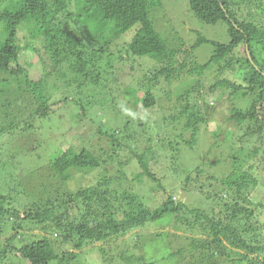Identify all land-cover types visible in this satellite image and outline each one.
Masks as SVG:
<instances>
[{
    "label": "trees",
    "instance_id": "16d2710c",
    "mask_svg": "<svg viewBox=\"0 0 264 264\" xmlns=\"http://www.w3.org/2000/svg\"><path fill=\"white\" fill-rule=\"evenodd\" d=\"M162 6L163 0H0V112L5 107L12 113L25 105L31 118L44 119L54 113L50 103L57 86L50 83L51 73L33 80L19 63L27 50L39 54V45L54 65L72 73L73 82L80 87L90 78H104L100 87L116 86L118 79L107 70L102 74V65L110 69L115 60L112 49L120 50L124 44L128 60L134 58L147 66L136 84L117 85L123 99L133 101L130 107L117 108L116 101L106 104L103 97L95 95L92 102L93 113L105 106L109 112L121 113L122 123L116 128L105 127L101 136L109 139L114 150L129 145L143 172L128 183L119 170L118 176L104 177L95 186L75 193L59 187L54 196L32 203L24 212L11 207L10 198L1 194L2 231L4 223L13 218L12 230L20 232L26 225L42 234L27 230L22 236L1 239L0 264L87 262L94 252L87 247L94 244L108 246L99 248L97 259L102 264H264V226L256 221L258 211H264V149L227 148L237 145L232 140L240 137L241 131L240 140L249 142L255 137L264 145V59L260 62L254 50L262 46L264 53V26H260L264 23V0H189V9L199 22L226 24L227 43L210 41L198 33L196 41L188 45L175 29L176 36L169 30L163 35L151 17ZM167 35L174 39L173 47ZM203 44H211L213 51L202 65L194 51ZM186 46L190 49L182 52ZM120 53L117 60L123 62ZM189 58L193 60L189 62ZM231 64L245 72L238 80L223 79L207 91L210 95L222 93L217 103L227 112L228 130L218 127L213 131L214 142L206 150L197 138L201 126L215 117L219 106L201 102L199 73L210 68L219 73ZM66 76L60 74L61 79ZM187 76L197 78L193 83ZM181 78L188 83L186 79L178 82L181 91H177L176 103L180 110L170 119L183 125L189 140L181 134L180 140L172 142L169 138L175 133L170 136L166 132L170 137L160 139L164 153L158 156L160 148L151 146L153 137L147 132L153 133L151 125L163 123L164 127L167 116L163 112L153 122L146 118L137 134L139 120L134 118L141 110L161 111L163 99L173 97V91L162 88ZM114 97L122 99L116 91ZM82 109L88 113L86 107ZM93 113L87 116L93 125H99V115ZM29 125L24 131L31 130ZM147 134L152 139L139 153ZM121 140L126 142L119 143ZM166 146L169 152L165 153ZM91 149L85 146L78 152L70 147L55 154L50 172L66 184L73 170L88 172L107 163L114 167L123 164L114 152L105 159ZM15 156L16 152L11 160ZM159 159L171 165L169 186L152 170ZM256 160L259 165L253 164ZM144 177L155 183L153 198L141 197L135 189L134 183ZM53 189L50 187V193ZM150 227L159 229L152 233ZM126 235L135 236L134 254L123 249L130 247L121 241ZM67 245L71 249L64 250ZM149 247L155 249L151 256L146 251Z\"/></svg>",
    "mask_w": 264,
    "mask_h": 264
},
{
    "label": "rangeland",
    "instance_id": "374dc122",
    "mask_svg": "<svg viewBox=\"0 0 264 264\" xmlns=\"http://www.w3.org/2000/svg\"><path fill=\"white\" fill-rule=\"evenodd\" d=\"M246 12L248 11L246 10ZM151 17L156 29L160 33L166 35V32L169 30V32L173 34V37L178 33L180 35L179 37H181L188 45L193 41H196L198 33L202 34L210 41L222 43H227L229 41L226 24L220 22L216 25H205L199 22L189 9V0H163V6L158 8L155 13H151ZM258 20L263 22L260 18H258ZM260 26H264V23L260 24ZM172 29H175L176 33L173 32ZM167 37L169 38L170 45L173 47L174 39L169 35H167ZM176 46L178 47L180 44L176 43ZM37 48L40 50L39 54L27 50L20 58L19 63L32 79H38L39 77L44 76L45 72L47 74L49 72L51 73V75L48 76V78L50 77V83L57 86L50 103L53 109L52 112L54 113L47 118L39 119L29 117L28 115L30 114V111L25 105L18 107L20 109L12 113L8 112L5 107L1 109L0 123L2 125L1 127L5 130H1L0 128V195H7V198H10V200H8L10 206L17 209L21 208L22 212H24L27 211L26 209L30 207L32 203L41 199H46L49 195L54 196L59 187L62 188V191L64 192L65 189H68L75 193L81 189H88L95 186V184L100 182L99 180H102L104 177L118 176L119 170L126 174V180L128 183L134 182L133 179L139 173L143 172L139 163L135 161V153L129 149V145L123 149H120L121 145H119L114 150L111 147L109 139L102 137L100 133L105 127H118L123 119L121 113L119 114L121 116H119L116 112H109L108 110H110V108L107 106H105L106 108L104 107V109L99 108L93 113L94 106L92 102L95 100V95L96 97H103L106 104L110 101H116V104L118 105L116 106L117 108L123 106L126 108L130 107L129 105L133 104V101L127 99L124 100V95L121 92L122 88L121 90H117V85H122L123 87L124 83L127 85L136 84L138 80L143 79L144 73H146V69L144 68H147V66L145 67L140 64V61L138 62V60L134 58H129L128 60L125 54L124 44L120 50L112 49L113 55L115 54V60L111 64L110 69L105 67L104 64L102 65V74L107 70L109 71L110 76L115 75L118 79V84L116 86H112V83H110L106 88L100 87L101 84L104 85V78L98 81H92L90 78L80 87L78 86L79 83L76 84L73 82L74 76L71 75L72 73L67 70V68H62L60 65H54L52 61L49 60V56L44 49L41 48L40 45L37 46ZM189 49L190 47L186 46V48L183 47L181 50L183 52ZM261 49L262 46H256L254 48L257 58H259L260 62H263L264 53ZM212 51L213 47L211 44H203L200 48L195 50L194 55L198 61L197 63L202 65L206 63L209 60ZM119 53L124 59L123 62L117 60V57L119 58ZM241 53L244 54L243 48L241 49ZM190 58L188 60L189 62L193 60ZM243 72H245L243 68H235L234 64H231L229 68L226 67L224 70H220V74L217 72L216 68H210L199 73L200 77L198 78V81L202 80L203 84L200 92L204 101L201 100V102L203 103L207 101L208 104L215 103L219 106L218 103L220 104L222 93L219 92V94L210 95L207 92L209 88L223 79L238 80ZM64 73H66L68 77L66 76L65 79H61ZM186 78H181L180 80L171 83V86L167 85L162 88V90L166 88L173 91V97L171 100L167 98L163 99L160 103L162 107L159 108L161 111H154L151 109L147 111V113L141 110L139 115L135 116L134 121L139 120V124L136 126V134L143 128L142 122H145L146 118L149 117L153 122L155 118L163 116V112L164 116H167L166 120H164L166 121L164 127L163 123L151 125V128L154 131L152 134L149 132L147 133L151 135L153 139L148 136V134L144 136L142 138L143 146L141 149H137L139 153H143V149H145L144 147H147V140L149 138L152 139L151 146L155 149L162 146L163 141L160 139L165 136L169 138L171 133H175L169 138L172 142L176 143L177 140H180L179 136L181 134L185 135V140H189L188 134L183 133L184 131H182L183 125L181 123L179 125V121L173 123L170 119L172 116L171 114L178 113L180 110L179 105L176 103V95H178L177 91H181L178 89V82L184 81ZM189 78H191V82H193L197 77ZM115 91L122 97L120 101L115 99ZM141 96L142 94H140V97ZM89 102H91L90 105ZM82 107H86V112L88 113L85 114ZM167 107L171 108L173 111L169 112ZM139 109H142V107L139 106ZM89 112L93 114L98 113L99 120L101 121L99 125H93L91 123V119L87 116L89 114L91 116V113ZM126 113L129 112L126 111ZM226 117L227 112H225L223 107L219 106L215 117H213L208 124L201 126L199 132L200 138L198 137L197 139L204 145L203 149L207 150L209 146L213 144L214 139L212 137V132H215L218 127H222L224 132L226 129L228 130ZM28 124H30L29 128H31V130L24 131L23 128ZM10 125H13V129L9 128ZM31 125H33V128ZM129 128H131V126H129ZM118 130L121 129L119 128ZM166 132L169 133L170 136L169 134H166ZM241 133L243 135L244 132L241 131ZM93 134H95L94 137ZM242 135H240V137L237 135V137L232 140V143L235 145L237 144L236 146L229 148L224 145V148L227 147L228 150L243 148L247 151L254 150L256 147L261 151L264 149V145L260 143V141H257V138L254 137V139L247 142V139L240 140ZM91 137H93L92 140ZM118 138L121 139L122 136H118ZM220 140L223 141L222 138H220ZM122 142L126 141L121 140L119 143ZM85 146L89 149L92 148L91 150H93L97 156L102 155L105 159L114 152L116 155L120 156V160H122L121 163L123 164L121 167H114L113 165L109 166L110 164L107 163L99 170L88 172H78L77 170H73L74 172L71 175V180L66 181V184L50 172L52 158L55 154L66 151L70 147L75 148V150L79 152ZM159 148L160 149L156 152V155L158 156L164 153L163 147ZM164 148L165 153L169 152L168 146ZM184 148L188 149L189 147L186 146ZM193 151L198 156L199 153L195 150ZM15 152L17 156H15L14 160H11L12 155ZM130 158L133 161H130ZM253 164L259 165V162L257 160L253 161ZM170 168L171 165L161 159H159V162L152 164V170L155 171L157 178L167 185L170 184L169 180L173 178L172 173L169 171ZM141 180V182L134 183L137 193L139 196L146 199L153 198L152 192L155 188V183L151 181L152 179L150 180L145 177L141 178ZM50 187L54 188L51 193ZM257 217V223L260 226H264V211H258ZM13 221L14 219L12 218L4 223L6 231H2L0 228V240L5 237L10 238L12 235L14 237L17 234L22 236L23 233L26 234L27 232H31L32 234H42V232L40 233V229L35 228L31 230L25 227L26 225L24 226V229L21 230L22 232L12 230ZM158 229L150 227L148 230L155 233ZM133 237L135 238V236L126 235L121 239L122 242L124 241L126 242L125 244L130 245V247H123L125 250L126 248H129V254H134L136 252L134 249L135 247L133 246L137 244V242L133 240ZM105 246L106 245L101 244L88 246V249H94L90 258L87 257L88 261L86 262L79 259L75 264H102L97 258L100 254L99 248ZM3 247V244L0 243V250L3 249ZM107 247L108 246H106V248ZM69 249H71L69 245L64 247V250ZM146 251L149 256H151L155 249L149 247ZM11 257L14 258L13 255ZM155 264L162 263L157 262Z\"/></svg>",
    "mask_w": 264,
    "mask_h": 264
}]
</instances>
